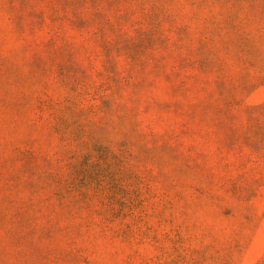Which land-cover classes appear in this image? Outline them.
<instances>
[{
    "label": "rangeland",
    "instance_id": "obj_1",
    "mask_svg": "<svg viewBox=\"0 0 264 264\" xmlns=\"http://www.w3.org/2000/svg\"><path fill=\"white\" fill-rule=\"evenodd\" d=\"M0 264H264V0H0Z\"/></svg>",
    "mask_w": 264,
    "mask_h": 264
}]
</instances>
